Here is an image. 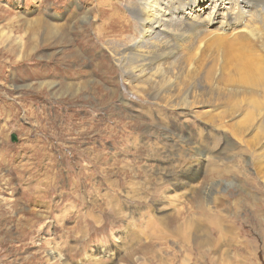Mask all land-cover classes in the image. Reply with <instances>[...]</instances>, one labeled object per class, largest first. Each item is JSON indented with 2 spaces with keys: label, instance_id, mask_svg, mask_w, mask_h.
<instances>
[{
  "label": "rangeland",
  "instance_id": "rangeland-1",
  "mask_svg": "<svg viewBox=\"0 0 264 264\" xmlns=\"http://www.w3.org/2000/svg\"><path fill=\"white\" fill-rule=\"evenodd\" d=\"M126 1L0 0V264H264L236 119L164 106L192 76L158 102L124 80L107 43L134 33Z\"/></svg>",
  "mask_w": 264,
  "mask_h": 264
},
{
  "label": "bare ground",
  "instance_id": "bare-ground-1",
  "mask_svg": "<svg viewBox=\"0 0 264 264\" xmlns=\"http://www.w3.org/2000/svg\"><path fill=\"white\" fill-rule=\"evenodd\" d=\"M125 4L134 19V33L123 42L120 38L107 43L124 80L158 102L170 100L179 78L184 82L192 76L190 81L200 83V92L193 90L190 96L181 95L182 103L176 98L164 105L188 113H210L223 101L224 109L212 126L225 129L226 120L236 119L230 131L244 145V154L250 157L247 166L264 194V0H127ZM117 23L108 17L105 26L115 29ZM167 68L171 75L161 73ZM200 73L202 80L196 76ZM203 97L213 102L200 101ZM233 174L239 175L235 167ZM232 186L239 193L237 178Z\"/></svg>",
  "mask_w": 264,
  "mask_h": 264
},
{
  "label": "water",
  "instance_id": "water-1",
  "mask_svg": "<svg viewBox=\"0 0 264 264\" xmlns=\"http://www.w3.org/2000/svg\"><path fill=\"white\" fill-rule=\"evenodd\" d=\"M11 140H12V142H14V143L17 142V140H18L17 134H15V133L12 134V135H11Z\"/></svg>",
  "mask_w": 264,
  "mask_h": 264
}]
</instances>
